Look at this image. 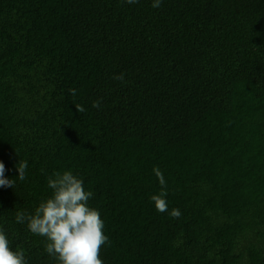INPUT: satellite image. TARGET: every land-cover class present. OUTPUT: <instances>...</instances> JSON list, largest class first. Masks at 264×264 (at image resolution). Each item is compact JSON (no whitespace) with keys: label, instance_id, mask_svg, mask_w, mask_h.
<instances>
[{"label":"trees","instance_id":"trees-1","mask_svg":"<svg viewBox=\"0 0 264 264\" xmlns=\"http://www.w3.org/2000/svg\"><path fill=\"white\" fill-rule=\"evenodd\" d=\"M152 2L0 0V228L27 264L58 261L16 213L65 170L103 264H264V0Z\"/></svg>","mask_w":264,"mask_h":264},{"label":"clouds","instance_id":"clouds-1","mask_svg":"<svg viewBox=\"0 0 264 264\" xmlns=\"http://www.w3.org/2000/svg\"><path fill=\"white\" fill-rule=\"evenodd\" d=\"M125 2L133 4L138 0ZM161 4L162 0H153L152 7L159 8ZM114 78L122 80L123 74ZM70 91L72 95L76 94L75 90ZM93 107L99 108L100 102L94 101ZM83 110L82 106L79 107V111ZM16 167L17 178L25 180L27 161H19ZM5 171L4 163L0 162V187L13 188L15 180L6 178ZM153 171L162 190L150 199L158 212L165 213L168 212L167 192L163 190L166 181L158 167ZM47 183L52 189L51 196L40 202L32 214L18 211L16 222H26L31 233L45 237V250L58 264H103L100 250L109 238L103 232L104 221L99 211L88 204L93 193L85 189L83 180L71 170L55 172L48 177ZM169 215L178 219L182 213L178 208H173ZM0 264H27L24 251L10 247L3 228H0Z\"/></svg>","mask_w":264,"mask_h":264}]
</instances>
